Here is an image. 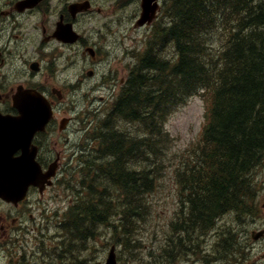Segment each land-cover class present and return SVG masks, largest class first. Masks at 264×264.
I'll use <instances>...</instances> for the list:
<instances>
[{
	"label": "trees",
	"instance_id": "1",
	"mask_svg": "<svg viewBox=\"0 0 264 264\" xmlns=\"http://www.w3.org/2000/svg\"><path fill=\"white\" fill-rule=\"evenodd\" d=\"M233 1L244 2L243 16L237 18V33L230 36L229 32V46L220 50L217 61H210L202 57L204 40L197 33L216 23V5L202 0H173V23L157 27L155 36L163 44L174 42L177 53L168 58L160 54L144 57L140 68L131 71L124 97L118 103L123 117L112 125L122 132L106 126V131H93L99 144L93 161L96 169L104 167L101 170L106 182H93V195L86 196L91 201L74 209L71 227L81 231L75 234L79 239L94 237L98 226L109 227L113 240L123 243L127 253L132 252L128 247L137 233V220L145 219L143 213L148 209L145 193L159 182L153 168L159 170L166 160L169 144L164 116L201 90L212 98L207 103L208 123L194 159L179 173L188 207L176 227L181 238L174 236L167 245L177 248L175 241H179L180 250L185 246L200 249V235L209 231L221 212L246 207L252 193L248 173L264 159V3ZM224 6L218 9L220 13L225 11ZM206 61L211 65L208 70ZM122 120L141 122L139 134H129L126 139L120 127ZM146 147L153 153L145 159L138 154ZM107 155H112L111 162L100 163ZM111 180L121 191L116 200L108 192ZM108 210L110 213L104 214Z\"/></svg>",
	"mask_w": 264,
	"mask_h": 264
},
{
	"label": "flooded vegetation",
	"instance_id": "2",
	"mask_svg": "<svg viewBox=\"0 0 264 264\" xmlns=\"http://www.w3.org/2000/svg\"><path fill=\"white\" fill-rule=\"evenodd\" d=\"M25 1L0 0V117L19 114L14 103L20 90L32 89L48 99L53 117L45 130L36 132L32 143L41 166L55 167L56 184L82 166L84 156H92L95 141L90 126L94 118L84 117V106L96 100L113 109L111 102L117 98L124 78L116 79L111 69L106 70L115 56L111 41L89 39V29L79 39L74 34L79 30V18L87 13H74L72 5L78 0H37L32 4ZM59 26L67 29L60 37ZM79 54L91 65L86 72L94 74L101 68L93 78L86 73L93 84L85 99L79 95V86L83 91L85 83L77 72ZM134 58L130 51V57L123 58L120 65H131ZM45 194V190L31 187L29 196L18 204L0 198V264H106L105 256H80L74 251L72 255L68 250L64 255L59 253L63 248L60 237L68 235L61 227L72 210L41 206ZM248 218L247 236L255 243L264 242V184ZM230 253L236 255L232 264H264V245L251 253L244 250L239 254L238 245L233 243Z\"/></svg>",
	"mask_w": 264,
	"mask_h": 264
},
{
	"label": "rangeland",
	"instance_id": "3",
	"mask_svg": "<svg viewBox=\"0 0 264 264\" xmlns=\"http://www.w3.org/2000/svg\"><path fill=\"white\" fill-rule=\"evenodd\" d=\"M93 1L92 14L81 16L79 18V25L84 32L87 31V27L91 29L87 35L89 39L101 41L105 38L115 45V56L107 69L111 67L115 69L120 68L119 76H126V78H128L131 66L136 62V58L139 57L140 54H143L141 51L145 48L146 44L150 42L149 37L153 34V30L160 25L164 26L165 21L171 17L172 12L170 10L167 12L166 9H163L161 16L153 25L136 26L137 19L142 9L141 0ZM259 1L261 0H256V2ZM171 4V0H165L164 7L169 8ZM99 9L101 10L99 11ZM236 23H238V21L234 22L235 25ZM223 30L224 29H217L210 34L207 32H200L202 39L205 41L203 53L207 58L215 59L214 61H217L219 58L220 54L218 51L222 49L224 41L225 48L230 44V37H227L228 32ZM100 33H102L101 36ZM114 40H117V43L113 42ZM234 40L235 38L233 41ZM212 45L213 53L210 52V47ZM166 47L167 56H172L174 52L173 45L170 43L166 45ZM216 48H218V50H215ZM130 51H132L136 58L131 60V65L125 64V66H121L122 59L130 57ZM210 53L212 56H210ZM78 59L77 69L79 76L85 79L83 87L86 91L83 89L79 94L82 96L87 92L88 87L93 84V81L86 76V69L91 67L90 63L86 64L81 54L78 55ZM118 81L116 80L117 83ZM114 99L116 100L117 98L115 97ZM209 102V94L201 90L199 94H195L189 98L186 103H181L178 107L164 116L163 125L165 132L168 134L169 145L166 149L167 156L165 162L160 165L159 170L153 168L157 171L156 178L159 179V184L155 183L153 190L147 195V200H144L145 204L148 203V209L145 211L148 216L144 220H138V232L133 235L134 240L129 243L130 246L128 247L133 248L130 254L127 253L128 249H124L125 254H123L122 250L124 247L117 246L119 256H130L138 260L140 256H149L152 252L154 258L144 257L139 262L131 263L129 262V258L125 257L127 264H162L161 262L164 260L163 249L167 245V240H172L173 236L172 223L178 220L182 210L181 199L183 195L178 185L177 177L175 176L177 166H180L186 158H191L193 156L192 152H194L198 146L197 143L201 139L207 121L206 111L207 103L209 105ZM95 103H97L96 100L91 104L95 105ZM83 104L85 105V101H83ZM100 105L104 106L102 103H99V106ZM85 117L89 118L87 114H85ZM122 122L120 127L132 134L137 132L134 128L135 126L143 125L141 122L136 125L124 120H122ZM98 153L99 155L103 154L101 152ZM94 155L95 154H93V156ZM93 156H84L85 165L83 168H77L76 177L66 183H59L55 188L49 190L44 198H41L43 203L41 206L52 207L56 210L58 207L72 208L78 204H85L87 200L91 201L86 197V189L91 186L95 180L102 181L105 184L102 173L96 171V164L92 159ZM142 158H149V150L143 152ZM94 159H97V156ZM111 160L112 155H107L100 163L106 164L111 162ZM91 169H94L98 174H95V171L93 172L95 176L90 174L89 171ZM89 175L90 177H88ZM261 175H264V169ZM110 211L111 210H108V212L106 211L104 214L108 215ZM61 213L63 212L61 211ZM69 213L70 212H68V214ZM101 215H103V213ZM108 231L107 228L98 226L95 236L93 238L91 236L92 239L90 238L89 242L85 241L87 245L86 249L80 247L78 240L65 234L60 237V240L63 237V248L59 253L64 255L66 250H71L69 245L72 243L77 255H81L88 251L92 255H108V249L112 244H115L112 232L109 235ZM77 234H79L78 231ZM204 238L205 237L201 236L199 239ZM207 240H210L209 244L213 243V237L209 236L206 238V241ZM224 244H229L226 238L224 239ZM89 245L90 248L88 249ZM256 249L258 248H254L253 251ZM72 255L74 254L72 253Z\"/></svg>",
	"mask_w": 264,
	"mask_h": 264
},
{
	"label": "bare ground",
	"instance_id": "4",
	"mask_svg": "<svg viewBox=\"0 0 264 264\" xmlns=\"http://www.w3.org/2000/svg\"><path fill=\"white\" fill-rule=\"evenodd\" d=\"M202 1H205L208 4H215L216 5V6H214V10H213L216 23L212 27L203 28V29L199 30V32L197 33L198 34L197 37H201L200 32H204V33L207 32L208 34H210L214 30L224 29L225 27L228 28V30L230 32V36H234V34L237 33V29L239 27V26H237V25H239V23H236V25H235L234 22L239 20V19H237L238 17L242 18L243 15L241 14V11L244 9V2L243 1L230 2V0H212L214 2H211V0H202ZM226 2L229 3V4L227 6H224V4ZM254 2L256 4H258V2H256V0H254ZM237 3L240 4L239 8L236 6ZM222 6H224V8H222V9H225V11L223 13H220V10H218V9L220 7H222ZM225 13H226V15H225ZM258 15L259 14H257V16ZM173 20H174V18H173V14H172L171 17L168 18L165 21V25L164 26L160 25V26H162V27L170 26V25H172ZM257 24H260V22L258 21ZM156 29H157V27L154 30L152 29L153 30V32H152L153 34H151V36L149 37L150 42L147 43L148 47L151 48L152 50H154L155 52L147 53L146 56L137 57L136 58V62L130 68L128 78H126V76L123 77L124 78L123 95L120 94L119 95L120 99L114 101V103H113V106L118 111L112 110L111 108L107 107L106 105H104V106L100 105L99 106L98 103H95V105L86 104L84 106V108H83L84 117H85V114H87L89 116L88 119H91L93 117L94 119H96V122H99V123H101L103 125V126H100L97 129L98 131H100V132L106 131V129L103 130L104 126H106L107 128H112L115 131H121L120 129H117L118 127H116V128L112 127V125L115 122L121 120V118L123 117V115L121 114L122 111L120 110V106H119L118 103L124 97L125 89L128 86L127 84L129 82L131 71L133 69H137L138 67L140 68L142 59L144 57H152L154 55L160 54L161 56H165V57L168 58L166 45H168L170 43L173 45V49H174L173 55L177 53V48H176L174 42L163 44V43H160V42L157 41V37L155 36ZM246 33H249V32H246ZM147 37H148V35H147ZM113 42L117 43V40H114ZM201 45H202V50H201V54H202L204 49H205V41ZM99 51H100V49H99ZM99 51H98V53L101 52V51L100 52ZM202 57H203V59L205 58L206 60H210L209 58H207L205 56L204 53L202 54ZM206 63H207V61H206ZM213 63H214V61H213ZM209 66L211 67V65H209L207 63L206 64V69L207 70L209 69ZM110 69H111V71H113L116 74V79L120 77L119 76V71H117V69L114 70L115 68L111 67V68H108L106 70L110 71ZM147 72L150 73L151 70L147 69ZM109 73H111V72H109ZM208 111H209V108L207 106V111H206L207 121H206V124L208 123ZM85 118H87V117H85ZM127 122L133 123V124L136 125V123H134L133 121L128 120ZM137 127L136 126L134 127L137 132L135 134H133V135L139 134V130H138ZM123 133H125V138L126 139L129 137L127 135L132 134V133H130L128 131H125L124 129H123ZM89 134H91V133H89ZM93 140L95 141L94 134H93ZM95 142H97V141H95ZM98 146H99L98 143H95L94 145H92V149H91V155L92 156H93L94 152L96 151L95 149L99 148ZM256 166L257 165H254V167H256ZM258 166H264V159H263V162H261V164H259ZM101 168H104V167L102 166ZM101 168H99V170L96 169V171H100V173H103ZM94 171H95L94 169H91L89 172H90V174L94 175V173H93ZM96 171H95V174H98ZM88 177H90V175ZM94 182L99 184L102 181H96L95 180ZM104 182H106L105 178H104ZM256 183H257V177L255 175H253L252 178H251L250 185H251L252 191L254 193L256 191ZM110 190L111 191L108 190V192L114 197L115 200L117 199V197H120L121 191L119 189V186L114 181H112V185H111V189ZM259 192H260V190H257L256 194H254L253 196H251L250 198H248L246 200V206H248L250 204H254L256 202L257 195L259 194ZM85 194H86V196H92L93 195L91 186H89L86 189ZM216 194H218V193H216ZM219 197H221V196L219 195ZM217 204H218V202H217ZM76 207H77V205H75V207L73 208L74 216L76 215V212L74 210ZM71 219H72V217H68L67 223L64 224L61 227L63 230H67L68 228H72L71 227V225H72L71 224ZM248 222H249V218H248V210L247 209H244L242 211H239V209H227V210H224L223 212H221V214H219L216 217L214 225L209 229V231L200 235V236L205 237L204 239H201L200 242H199L200 243V249H199L198 246H193V247L185 246V247H182V250L184 252L186 251L185 254L187 253L188 256L190 257V261H189L188 264H232V263H230V261L236 256V255L231 256V253H230V250H231V248L233 246V243H236L238 245L239 254L242 253L244 250H246L247 253H251L254 248H259V247L263 246L264 242L255 243L247 236L246 231H247ZM108 230H109L108 232H109V235H110L112 231L110 230L109 227H108ZM137 232H138V230H137ZM68 235L71 238H74V239L78 240L79 241L78 244H80V247L82 249H86L87 248V245L85 244V241L90 239V238L86 237L85 240H81L78 237H76L75 234L68 233ZM209 236L213 237V243L212 244H209L210 240L206 241V238L209 237ZM225 238H226V241L229 243L228 245L224 244V239ZM131 240L133 241L134 238H132ZM114 243L119 245L120 247H124L123 243H121L118 240H115ZM124 249H125V247L122 250L123 254H125V250ZM81 255H84V253H82ZM125 257H129V256H125ZM125 257L120 255V264H127L125 262L126 261Z\"/></svg>",
	"mask_w": 264,
	"mask_h": 264
},
{
	"label": "water",
	"instance_id": "5",
	"mask_svg": "<svg viewBox=\"0 0 264 264\" xmlns=\"http://www.w3.org/2000/svg\"><path fill=\"white\" fill-rule=\"evenodd\" d=\"M142 6L143 13L139 24L152 22L159 8L157 0H143ZM82 7L84 3L78 5V9ZM27 98L28 102L18 103L21 116L10 120L0 119V130L1 124H8L5 130L0 131V136L11 137L8 141H0V197L13 202L25 198L32 184H51L48 179L53 175V172L44 174L35 160V151L29 150V146H23L24 140L31 138L37 130L45 128L51 117V107L32 93L28 94ZM19 149H22L23 153L16 157L14 154ZM114 249L113 247L111 250L109 264H116Z\"/></svg>",
	"mask_w": 264,
	"mask_h": 264
}]
</instances>
